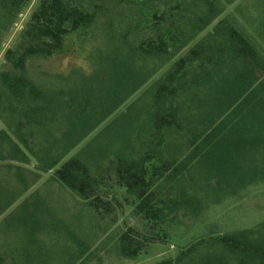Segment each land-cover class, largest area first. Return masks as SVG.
<instances>
[{"label":"rangeland","instance_id":"1","mask_svg":"<svg viewBox=\"0 0 264 264\" xmlns=\"http://www.w3.org/2000/svg\"><path fill=\"white\" fill-rule=\"evenodd\" d=\"M40 1L29 0L16 16L0 17V74L7 65V51L20 44L23 30ZM130 2L132 4L107 1L106 6L109 9L101 13L96 18V23L87 30L68 35L59 53L29 60L28 74L37 83H49L57 89L75 86L85 91L96 73L103 82L95 85L96 94L101 95L98 99H109L110 102L113 101L112 106H117L105 120L101 118L105 112L102 110L98 115L100 120H103L99 123L100 126H95L75 146L71 142H63L54 149L49 143L54 140L44 139L47 135H40L36 139L42 147H37V156L26 152L30 157L28 163L2 158L1 152L6 154L8 147L0 141V252L10 256L6 259L8 264H28V261L22 262V257L30 246H35L36 251L39 246L46 249L55 248V264H70L62 246L68 243L77 248L80 245L79 239L89 240V246L83 257L74 264H179L177 260L185 254L192 255L185 257L180 264H202L208 257H216L219 263L221 256L225 262L222 264H238L231 260L235 255L232 251H224L222 245L214 244L213 240L235 232L262 230L264 181L251 184L236 193L234 183H223L221 192L217 189L211 192L210 196L209 191H206L207 183L202 182L196 187L202 202L201 208L195 209L197 215L193 214L192 209L187 211L181 207L177 212L178 217L175 218L173 209L170 215L175 220H169L167 229L159 232L143 222L137 216L134 206L125 199L130 196L120 186L114 167L120 160H138L146 149H151L148 134L153 128V117L159 111L178 109L176 115L182 130L178 137L171 135L175 140L180 136L183 138V120H194L199 126L203 123L208 125L211 120H249L235 116V112L228 109L231 91L230 94L221 93L220 90L227 86L219 85V82L224 80H221L217 73L210 78L212 70L200 69L197 63L190 69L188 76V81L191 80L193 84L189 83L184 89L176 83L177 95L174 100L170 101L169 98L158 101L161 98L158 94L161 92L164 77L177 58L190 55L191 49L209 44L208 39L215 44L214 39L210 38L214 27H202L200 23L201 18L210 12L209 2H212L218 11V21L227 20V24L242 31L264 54V0H207V4L200 0L196 1L198 5L193 8L196 14H183L182 11L175 19L171 14L169 16L170 5H165V0ZM88 3L87 6L91 8V3ZM0 11L3 12V9L0 8ZM163 12L168 15L166 20L153 17L155 13L160 15ZM160 38L167 42L169 53L149 55L147 58L134 53L132 66L144 74L130 77L126 66L129 60L127 54L132 44L137 45L143 41L160 42ZM173 40L177 42L173 43ZM204 71H208L206 77L203 76L202 81L196 80ZM114 95L120 97H113ZM88 99V102L92 103L94 96L87 94ZM86 103L85 101L82 106H86ZM98 103H103V100ZM2 105L0 103V131L5 130L14 138V132L6 122L14 119L10 114L4 113ZM219 109L221 112L225 111L223 119H219ZM228 110L231 117H226ZM84 112L87 113L88 110ZM57 120H63L58 125H68L65 118ZM59 128L56 132L58 136L53 139H66V133L60 126ZM81 131L76 132L74 139L80 140L83 136ZM65 143L72 148L66 151ZM181 143L183 144L182 139ZM82 150L83 156L90 158L92 173L102 175L99 194L112 203L111 210H105L102 217L95 211H87L83 199L58 180L52 179L53 170L47 172L42 169L51 157L62 158L56 165L58 167L62 160L79 155ZM20 175L23 176L21 180ZM36 175H39L38 179ZM167 186L166 183L165 187ZM176 191L178 190L176 189L171 197L183 201L181 193ZM29 216L31 217L28 218ZM79 216H82L83 227L75 223ZM51 220L59 230L71 231L78 237L66 239L61 233L62 236L58 235L59 238H54L56 240L53 242L47 239L42 230L38 232V228L47 227ZM75 227L81 229L77 231ZM31 230L38 232L40 241L37 244H33L30 236L25 235ZM124 231L146 234L151 241L140 254L127 257L118 250L119 235ZM47 240L49 244L46 243ZM22 248L23 253H20ZM13 257L17 262L12 260ZM36 258L37 256L34 257ZM41 263L40 259L34 260V264ZM207 264L214 262L208 260Z\"/></svg>","mask_w":264,"mask_h":264},{"label":"trees","instance_id":"2","mask_svg":"<svg viewBox=\"0 0 264 264\" xmlns=\"http://www.w3.org/2000/svg\"><path fill=\"white\" fill-rule=\"evenodd\" d=\"M95 1L97 0H41L23 30L20 44L7 51V65L0 74V103L7 104L2 105L4 113L10 114L14 119L6 120L7 126L14 132V138L7 131H0V141L8 147L6 154L1 152L2 158L28 163L30 157L26 152L29 151L37 156V147H42L37 140L40 135H47L42 136L44 139L52 138L54 142L49 143L54 149L63 142H71L75 146L115 110L117 105L112 106L113 101L98 99L101 95L96 94L95 85L103 82L96 73L85 91L75 86L57 89L49 83H37L28 74L29 60L33 57H50L59 53L68 35L79 30H87L96 23V18L101 13L109 9L106 6L109 0ZM113 1L132 4L130 1L135 0ZM196 1L200 2V0H165L164 4L170 5L169 16L171 14L175 19L182 11L183 14L185 12L196 14L193 9L198 5ZM28 2L29 0H0V8L3 9V12L0 11V17L16 16ZM204 3L207 4V0H204ZM208 8L210 12L206 17L201 18L200 23L202 27L209 25L214 27L210 38L214 39L215 44L208 39L209 44L191 49L190 55L177 58L164 77L161 92L158 94L161 98L158 101L169 98L170 101L174 100L177 95L176 83L184 89L189 83L193 84L191 80L188 81V76L190 69L197 63L200 69L212 70L210 78L217 73L219 78L224 80L219 82V85L227 86L220 90L221 93L230 94L231 91L228 109L234 111L235 116L246 117L249 120H211L210 124L203 123L200 126L194 123V120H183V138L180 136L183 140L182 144L180 138L176 140L171 138L178 137L182 130L176 115L178 109L174 108L168 112L159 111L153 117V128L148 134L151 149H146L138 160L124 159L117 165L114 163L118 182L130 196V198L126 196L125 199L134 206L137 216L143 222L152 229H158L159 232L167 229L169 220L178 217L177 212L181 207L187 211L192 209L193 214H196L195 209L198 207L200 209L202 206L196 187L202 182L207 183L206 191H209L208 196H210L211 192L217 189L221 192L223 183H234V193H236L251 184L264 181V54L242 31L227 24V20L218 21V11L212 2H209ZM153 17L166 20L168 15L164 12L160 15L155 13ZM175 42L177 41L173 40V43ZM168 47L164 38H160V42L143 41L137 45L132 44L127 54L129 60L126 72L130 77L144 74L143 71L132 66L134 53L147 58L149 55L169 53ZM207 72L199 74L200 79L198 76L196 80L202 81V77H206ZM87 94L94 96L92 103L88 102ZM99 100H103V103L97 104ZM85 101L88 106L86 104L82 106ZM102 110L106 113L101 115L103 120H100L98 115ZM220 112L219 109L218 113ZM229 112L230 110L226 112V117H231ZM223 116L225 111L219 114V119H223ZM59 118H65L68 125L65 126L63 123L58 125L63 121L57 120ZM57 126L66 133V139H63L65 137L53 139L58 136ZM80 130L83 136L80 140L74 139L76 132ZM65 145L66 151L72 148L67 143ZM83 155L82 150L79 155L62 160L58 167L56 165L62 158L51 157L49 163L41 167L43 171L53 170L52 179L58 180L83 199L87 211H95L102 217L105 210H111L112 203L99 194L102 175L92 173L90 158ZM36 177L38 179L39 175ZM19 178L21 180L23 176L20 175ZM166 183L167 187H165ZM176 189L178 190L176 192L183 196V201L171 197ZM171 210L175 212L173 214L175 218L170 215ZM75 223L83 227L82 216L77 217ZM55 225L56 223L53 224L51 220L47 227H39L38 232L42 230V234L52 242L58 239L61 233L66 239L78 237L71 231L59 230ZM79 227H75L77 231L81 229ZM38 232L31 230L25 235L30 236L33 244H37L40 241ZM119 238L118 250L127 257L137 256L151 241L146 234H136L132 231H124ZM78 241L80 245L77 248L68 243L62 246V251L70 264L81 259L89 246V240ZM213 241L214 244H221L224 251H232L235 255L231 260L238 264H264V223L261 231L235 232ZM46 243L49 244L48 240ZM35 248L30 246L26 249L22 262L28 261V264L30 262L34 264V260L40 259L41 264H55L57 261L55 248L46 249L39 246L37 251ZM22 251L23 248L20 249V253H23ZM191 255L185 254L183 258L179 257L177 262L180 264L185 257ZM7 257L10 256L0 252V264H8ZM12 260L17 262L15 257ZM208 260H212L214 264L225 263L221 256L219 263L216 257H208L202 264H207Z\"/></svg>","mask_w":264,"mask_h":264}]
</instances>
